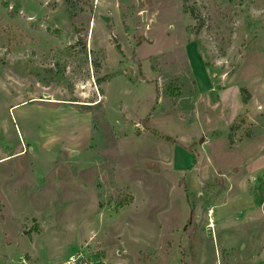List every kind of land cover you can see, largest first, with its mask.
I'll return each mask as SVG.
<instances>
[{
  "label": "rangeland",
  "instance_id": "1",
  "mask_svg": "<svg viewBox=\"0 0 264 264\" xmlns=\"http://www.w3.org/2000/svg\"><path fill=\"white\" fill-rule=\"evenodd\" d=\"M263 163L264 0H0V264H251Z\"/></svg>",
  "mask_w": 264,
  "mask_h": 264
},
{
  "label": "crops",
  "instance_id": "2",
  "mask_svg": "<svg viewBox=\"0 0 264 264\" xmlns=\"http://www.w3.org/2000/svg\"><path fill=\"white\" fill-rule=\"evenodd\" d=\"M109 18V17H108ZM38 101H46V100H41L37 99ZM251 147L250 144H247L246 148ZM264 172V163L260 167L257 168L252 174L248 175L249 179H252V177L259 175ZM253 182V181H252ZM256 183L253 182V185ZM257 189H259V186H256ZM263 189V188H262ZM264 190V189H263ZM259 193V192H258ZM257 193V197L255 198L256 201H258L257 206L259 208V212L257 213V216H251L252 210H254L253 204H251V199L248 198L247 196H240L238 199V205H241L244 213H243V218L244 221L248 223H251L250 229L246 231V235L244 236L241 234L239 239H243L240 241V245H242V242H245L246 244L243 245L242 253L239 254V257H241V260L244 262L246 260L247 256L249 257L248 259L251 261V264H264V235L262 236L261 231L259 230L260 227L264 226V208H263V203H264V195L261 196L260 193ZM261 205V207H260ZM225 206V205H223ZM256 206V207H257ZM214 212V211H213ZM231 217L230 213H226L224 217V222L226 224V221L228 223V220ZM258 217V218H257ZM212 220V218L210 217ZM209 219V221H210ZM258 219H260V223H258ZM243 220V219H242ZM231 221V218L229 219ZM262 229V228H261ZM249 234V236H248ZM247 238V239H245ZM250 246V247H249ZM241 247V246H240ZM251 251L250 254L247 255V251ZM262 250V251H261Z\"/></svg>",
  "mask_w": 264,
  "mask_h": 264
},
{
  "label": "built area",
  "instance_id": "3",
  "mask_svg": "<svg viewBox=\"0 0 264 264\" xmlns=\"http://www.w3.org/2000/svg\"><path fill=\"white\" fill-rule=\"evenodd\" d=\"M252 180L253 182L257 183V186L264 188V173L260 175L259 177H256V176L252 177ZM263 208H264V203H263Z\"/></svg>",
  "mask_w": 264,
  "mask_h": 264
},
{
  "label": "bare ground",
  "instance_id": "4",
  "mask_svg": "<svg viewBox=\"0 0 264 264\" xmlns=\"http://www.w3.org/2000/svg\"><path fill=\"white\" fill-rule=\"evenodd\" d=\"M209 213H210V214H209V216L211 217V215H212L213 211H210ZM208 227H210V228L212 227V222H211V219H210V223H209V226H208Z\"/></svg>",
  "mask_w": 264,
  "mask_h": 264
},
{
  "label": "water",
  "instance_id": "5",
  "mask_svg": "<svg viewBox=\"0 0 264 264\" xmlns=\"http://www.w3.org/2000/svg\"><path fill=\"white\" fill-rule=\"evenodd\" d=\"M104 19L106 20V21H109V18L108 17H106V16H104ZM203 140H201V142H202Z\"/></svg>",
  "mask_w": 264,
  "mask_h": 264
},
{
  "label": "trees",
  "instance_id": "6",
  "mask_svg": "<svg viewBox=\"0 0 264 264\" xmlns=\"http://www.w3.org/2000/svg\"><path fill=\"white\" fill-rule=\"evenodd\" d=\"M249 101V98L247 97V98H245V102H248Z\"/></svg>",
  "mask_w": 264,
  "mask_h": 264
}]
</instances>
